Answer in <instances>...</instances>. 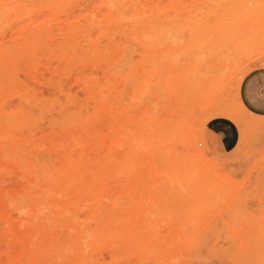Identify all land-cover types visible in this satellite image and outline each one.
<instances>
[{
  "label": "rangeland",
  "instance_id": "1",
  "mask_svg": "<svg viewBox=\"0 0 264 264\" xmlns=\"http://www.w3.org/2000/svg\"><path fill=\"white\" fill-rule=\"evenodd\" d=\"M263 66L264 0H0V264H264ZM227 111L263 125L231 152Z\"/></svg>",
  "mask_w": 264,
  "mask_h": 264
},
{
  "label": "crops",
  "instance_id": "2",
  "mask_svg": "<svg viewBox=\"0 0 264 264\" xmlns=\"http://www.w3.org/2000/svg\"><path fill=\"white\" fill-rule=\"evenodd\" d=\"M264 66L254 68L246 73L241 81L238 91V103L242 104L247 114L264 118ZM206 134L211 146L216 145L221 151L231 152L241 141V128L232 119L216 117L206 125Z\"/></svg>",
  "mask_w": 264,
  "mask_h": 264
},
{
  "label": "bare ground",
  "instance_id": "3",
  "mask_svg": "<svg viewBox=\"0 0 264 264\" xmlns=\"http://www.w3.org/2000/svg\"><path fill=\"white\" fill-rule=\"evenodd\" d=\"M79 24V23H78ZM72 27V26H71ZM73 28V27H72ZM79 28H80V26H79ZM64 30V29H63ZM71 31V30H70ZM204 47V46H203ZM226 48V47H225ZM221 49V48H220ZM207 51V50H206ZM224 51V50H223ZM204 52H205V50H204ZM222 52V51H221ZM225 52H226V50H225ZM206 54V53H205ZM204 54V56L206 57V55H208L209 56V53H207L206 55ZM216 54V53H215ZM214 54V55H215ZM214 55H212V56H214ZM217 55V54H216ZM207 56V57H208ZM212 56H209V58H206L205 60H204V58L202 59V62L200 63V65H199V69L200 70H197L198 72L197 73H199V72H201V75H200V77H199V85H198V89L200 90V89H202L203 88V86L204 85H208L209 84V82H214L213 84H215V86H218L219 84H220V82H221V78H220V75H221V73H219L223 68H226L227 66H229V64H228V60L226 61V59H222V58H219L218 56L216 57V56H214V57H212ZM223 56V55H222ZM229 58V57H228ZM219 71V72H218ZM196 73V74H197ZM222 73H223V71H222ZM220 74V75H219ZM223 75V74H222ZM197 75H195V77H196ZM198 77V76H197ZM224 78L225 77H223V81H225L224 80ZM191 81H193V86H190L189 87V85H190V83H191ZM190 83L188 84V86H187V89L188 88H195V83H197V81L195 80V79H191L190 80ZM222 83V82H221ZM225 83V82H224ZM223 84V83H222ZM197 85V84H196ZM209 86V85H208ZM208 86H206V87H208ZM212 86V85H211ZM214 86V87H215ZM239 86H240V83H239ZM196 88V89H197ZM209 88V87H208ZM198 89H197V91H198ZM216 89V88H215ZM211 90H213V89H211ZM210 90V91H211ZM238 90V89H237ZM185 91H187V90H185ZM188 91H189V89H188ZM196 91V92H197ZM202 91H206V90H201L200 91V93L202 92ZM190 93H192V90L191 91H189ZM216 92V91H215ZM218 92V91H217ZM156 93H158V92H156ZM175 93V92H174ZM199 93V92H198ZM187 94V93H186ZM202 94V93H201ZM190 95V94H189ZM200 95V94H199ZM213 95V94H212ZM188 96V95H187ZM189 97H192L191 95L189 96ZM196 97V96H195ZM176 98V97H175ZM185 99V98H184ZM184 99H182V101L184 100ZM185 101V100H184ZM183 101V102H184ZM20 102H22V101H20ZM26 102H29V101H26ZM182 102V103H183ZM16 103V102H15ZM18 103V102H17ZM30 103H31V101H30ZM187 103V106H186V108H190L191 107V104L189 105V103H188V100H186V102L185 103H183L184 105ZM191 103H192V101H191ZM8 104V103H7ZM20 105H21V107H22V104H23V109H25L24 108V106H26L27 107V109H29L28 108V106L29 105H27V104H25V102L23 101V103L21 104V103H19ZM193 104V103H192ZM9 105H10V103H9ZM20 105H18V107L20 106ZM30 105H32V106H34L33 104H30ZM38 105V104H37ZM179 105V104H178ZM184 105H182V107H184ZM189 105V106H188ZM240 105V107H241V109L244 111V113H247V111L244 109V107L242 106V104H239ZM2 106H6V105H2ZM16 107V106H15ZM37 107V106H36ZM32 107L30 106V109H31ZM179 108V107H178ZM188 108V110H190ZM180 109V108H179ZM191 109H192V107H191ZM183 112V111H182ZM180 113H181V111H180ZM171 114V113H170ZM184 114H185V112H184ZM181 115V114H180ZM179 116V115H178ZM2 117V116H1ZM0 117V118H1ZM174 117V116H173ZM186 117V116H185ZM216 117H227V118H230V119H232V120H234L239 126H240V128H241V141H240V145L244 142V139H245V131H247V129L248 130H252V129H257V128H261V127H263V125L260 123V122H256V121H251L250 119H248L247 117H245V116H243L242 114H238V113H236V112H231V111H227V112H220V113H218V114H211V119H213V118H216ZM176 119V118H175ZM210 119V120H211ZM169 121H170V123L168 122L167 123V125H168V129H169V127L171 126L172 127V124H174L175 123V121H174V119H170V117H169V119H168ZM187 120H189V119H187ZM186 120V121H187ZM173 123H172V122ZM185 121V120H184ZM166 125V124H165ZM180 125V124H179ZM167 127V126H166ZM170 127V128H171ZM180 127V126H179ZM178 128V127H177ZM164 129H165V127H164ZM171 129H173V128H171ZM178 130V129H177ZM180 130V129H179ZM164 131H166V130H164ZM175 131L176 130H174V133H175ZM167 132H168V130H167ZM173 133V130L171 131L170 129H169V133L170 134H172ZM173 133V134H174ZM164 135H165V133H164ZM166 136V135H165ZM164 136V137H165ZM172 136V135H171ZM170 137V136H169ZM168 140V139H167ZM171 140H172V138H171ZM170 140V141H171ZM200 156V159L202 160V158H201V155H203L202 153H200L199 154ZM202 162H204V160L202 161ZM209 168V167H208ZM183 176V175H182ZM185 177V176H184Z\"/></svg>",
  "mask_w": 264,
  "mask_h": 264
},
{
  "label": "snow or ice",
  "instance_id": "4",
  "mask_svg": "<svg viewBox=\"0 0 264 264\" xmlns=\"http://www.w3.org/2000/svg\"><path fill=\"white\" fill-rule=\"evenodd\" d=\"M262 87H264V84H262ZM262 102H264V96H262Z\"/></svg>",
  "mask_w": 264,
  "mask_h": 264
}]
</instances>
